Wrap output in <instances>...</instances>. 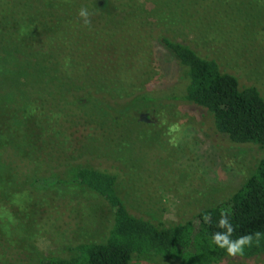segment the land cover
I'll return each mask as SVG.
<instances>
[{
    "label": "rangeland",
    "instance_id": "rangeland-1",
    "mask_svg": "<svg viewBox=\"0 0 264 264\" xmlns=\"http://www.w3.org/2000/svg\"><path fill=\"white\" fill-rule=\"evenodd\" d=\"M67 1L32 8L43 17L70 19L62 24L65 31L37 37L38 51L28 59L40 62L42 71L28 75L25 87L13 75V81L0 75V113L6 107L5 124L18 126L17 139L0 146L2 176L9 180L0 185V264H39L73 240H95L105 232L111 210L96 192L75 184L37 190L29 184L35 176L70 165L113 172L131 214L169 226L229 198L261 155L255 146L231 144L201 107L134 96L174 80L157 39L163 33L214 59L264 98V0H142L153 18L137 11L125 31L105 14L126 15L130 0ZM14 8L25 10L22 3ZM81 9L88 12L87 24ZM79 27L81 39L74 37ZM13 35L9 26L1 34L0 57ZM53 56L66 62L63 72L54 70ZM130 264L174 263L135 258ZM217 264H264V256Z\"/></svg>",
    "mask_w": 264,
    "mask_h": 264
},
{
    "label": "trees",
    "instance_id": "trees-1",
    "mask_svg": "<svg viewBox=\"0 0 264 264\" xmlns=\"http://www.w3.org/2000/svg\"><path fill=\"white\" fill-rule=\"evenodd\" d=\"M59 1L0 0V23L3 24L0 36L8 26L10 31L15 32L0 57V75L5 79L13 81L12 77H8L13 75L17 77L15 81L25 87L28 75L41 70L37 67L40 62L28 59L31 52L38 51L36 48L40 46V41L37 37L48 34L49 30L53 33L65 31L68 26L62 24L70 19L43 17L32 8L39 11L38 6L42 2L49 9L70 2ZM130 1L132 7L126 15L117 12L116 15L107 10L105 19L110 17L120 26L118 28L125 31V26L136 19L137 11L148 12L144 6L142 9V0L139 3L137 0ZM20 3L25 10L14 8ZM102 4H105L104 1ZM150 11L148 13L153 18ZM114 15L116 18L113 20ZM79 29L74 37L81 39L83 34L80 31L83 29ZM115 30L111 31V35L115 34ZM93 38L91 34V41H94ZM157 39L166 50L163 56L167 62L171 61L174 80L165 86L143 90L134 96L135 100L153 103L181 100L203 108L209 114L213 128L224 134L231 144L251 145L260 150L254 173L226 200L200 209L169 226L131 214L118 193L117 175L113 172L89 165H70L61 172L51 171L47 175L35 176L29 183L34 189L75 184L96 192L111 210L105 232L99 239L73 240L65 251L49 253L40 258L39 264H130L135 258H159L174 264H217L222 260L240 261L264 256V98L254 85H241L237 76L222 70L214 59L199 54L186 43L170 39L163 33L158 34ZM111 43L114 44L113 40ZM16 53L20 54L19 58ZM53 54L60 59V52ZM82 57L88 58V52ZM49 60L58 66L54 68L56 72L64 71L66 62L61 65L54 56ZM101 62V59H94L96 65ZM114 63L110 66L116 65ZM95 71H100V68ZM69 73L66 70L64 74L70 78ZM6 113L5 107L3 114L0 113V132L9 135H0V146L17 139L14 130L18 126L10 128L5 124ZM23 145L17 143L13 146L22 148ZM4 165L0 157V185L9 183L2 176Z\"/></svg>",
    "mask_w": 264,
    "mask_h": 264
},
{
    "label": "clouds",
    "instance_id": "clouds-1",
    "mask_svg": "<svg viewBox=\"0 0 264 264\" xmlns=\"http://www.w3.org/2000/svg\"><path fill=\"white\" fill-rule=\"evenodd\" d=\"M79 15L81 17H85V23L86 24L89 23V21L87 20L88 12L85 9H81L79 12Z\"/></svg>",
    "mask_w": 264,
    "mask_h": 264
}]
</instances>
